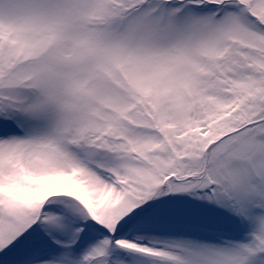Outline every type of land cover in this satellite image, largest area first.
Wrapping results in <instances>:
<instances>
[{
  "label": "snow or ice",
  "instance_id": "obj_1",
  "mask_svg": "<svg viewBox=\"0 0 264 264\" xmlns=\"http://www.w3.org/2000/svg\"><path fill=\"white\" fill-rule=\"evenodd\" d=\"M0 264H264V0H0Z\"/></svg>",
  "mask_w": 264,
  "mask_h": 264
}]
</instances>
